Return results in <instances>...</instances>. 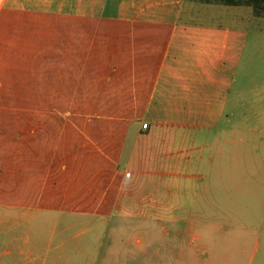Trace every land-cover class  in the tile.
<instances>
[{
	"label": "crops",
	"instance_id": "1",
	"mask_svg": "<svg viewBox=\"0 0 264 264\" xmlns=\"http://www.w3.org/2000/svg\"><path fill=\"white\" fill-rule=\"evenodd\" d=\"M204 5L222 4L0 0V89L28 91L14 104L74 106L50 131L30 121L34 163L26 149L15 156L25 157L19 205L3 177L4 258L20 243L38 248L16 235L14 208L30 212L39 195L77 207V189L99 186L145 202L141 215L154 222L213 218L175 233L199 264H240L251 246L249 264L257 253L264 264V14L240 15L258 23L248 30Z\"/></svg>",
	"mask_w": 264,
	"mask_h": 264
},
{
	"label": "rangeland",
	"instance_id": "2",
	"mask_svg": "<svg viewBox=\"0 0 264 264\" xmlns=\"http://www.w3.org/2000/svg\"><path fill=\"white\" fill-rule=\"evenodd\" d=\"M201 10L204 12L211 10L213 14H217L219 23L223 24H233L248 30L255 29L258 24L241 20V16L246 18L253 16V7L204 5ZM259 11L264 14V10H257ZM22 93L28 94V91L0 89V185L3 183L4 175L9 177V182H5V185L9 184L11 189L15 190V194L10 198L15 205H19V200L25 196L24 188L21 187L20 190L19 180L26 175L24 169H19L20 166L25 167L22 163L25 162V157L20 155L16 161V151L26 149V159L32 161V165L34 163L33 151L37 143L35 137L31 136L30 121L42 119V123L48 126L47 129L50 131L53 118L58 117L66 121L63 115L73 113L74 108L12 103L19 101ZM52 129L55 130L54 126ZM113 170L118 172L116 168ZM9 172L11 173L8 174ZM98 172L99 170H94L93 177ZM121 175L126 179L124 187L127 189L131 176L124 173ZM98 190L99 192H85L84 186L77 189L74 193L75 198L85 200L77 207L65 206L67 200L52 202L53 200H48L47 197L39 200V195L37 205L33 206L30 212L25 213L18 207L14 208L15 215L22 217L23 221V228L18 229L16 235H25L38 248L29 249L20 243V252L18 250L15 254L14 249L12 257L4 258L3 244L7 235L0 231V264H199L192 251L186 249L184 242L175 239V233L183 226L188 228L189 220L212 223L213 218H180L185 221V224L181 225L170 224L163 219H160L161 222H154L141 215L145 202L139 200L125 202L122 195L117 197L108 194L99 186ZM3 196L0 191V219L8 213V210L3 208ZM72 198L74 197H69V200ZM7 200L5 193V202ZM163 228L168 229L170 236L166 235ZM207 228L200 231L205 233L208 231ZM214 241L217 243L218 238L215 237ZM218 250L226 255L223 246L218 247ZM248 255L249 257L252 255V246L249 248V254L242 255L240 264H249ZM259 256L260 253H257L254 264H257Z\"/></svg>",
	"mask_w": 264,
	"mask_h": 264
},
{
	"label": "trees",
	"instance_id": "3",
	"mask_svg": "<svg viewBox=\"0 0 264 264\" xmlns=\"http://www.w3.org/2000/svg\"><path fill=\"white\" fill-rule=\"evenodd\" d=\"M201 3H219L225 6H250L257 10H264V0H198Z\"/></svg>",
	"mask_w": 264,
	"mask_h": 264
},
{
	"label": "built area",
	"instance_id": "4",
	"mask_svg": "<svg viewBox=\"0 0 264 264\" xmlns=\"http://www.w3.org/2000/svg\"><path fill=\"white\" fill-rule=\"evenodd\" d=\"M145 128H147V127H145Z\"/></svg>",
	"mask_w": 264,
	"mask_h": 264
}]
</instances>
